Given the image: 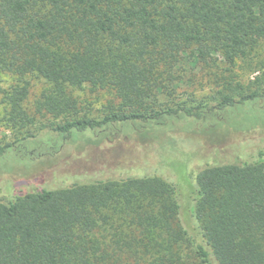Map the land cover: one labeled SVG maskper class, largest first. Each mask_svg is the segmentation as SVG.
I'll return each instance as SVG.
<instances>
[{
  "label": "trees",
  "instance_id": "trees-1",
  "mask_svg": "<svg viewBox=\"0 0 264 264\" xmlns=\"http://www.w3.org/2000/svg\"><path fill=\"white\" fill-rule=\"evenodd\" d=\"M263 39L264 0H0V74L23 84L5 94L8 119L29 121L27 78H39L50 88L35 109L62 118L56 141L130 132L146 144L173 123L256 103L258 91L171 107L156 92L184 61L233 65ZM84 87L111 95L101 117L79 115L71 89ZM49 148L27 134L0 157ZM183 165L184 185L94 180L0 203V264H264V163L207 165L193 182Z\"/></svg>",
  "mask_w": 264,
  "mask_h": 264
},
{
  "label": "rangeland",
  "instance_id": "rangeland-1",
  "mask_svg": "<svg viewBox=\"0 0 264 264\" xmlns=\"http://www.w3.org/2000/svg\"><path fill=\"white\" fill-rule=\"evenodd\" d=\"M215 56L208 65L184 61L176 66L156 92V99L173 107L215 104L223 94L238 99L240 94L258 91L263 96L254 104L217 118L173 123L171 131L162 132L157 140L146 144L139 143L130 132H113L105 141L88 140V135L56 141L52 128L62 118L35 109L36 100L50 88L39 78H27L28 92L22 104L29 121L13 122L8 119L5 94L23 84H15L12 75L0 74V145L33 134L47 148L51 146L31 160L0 157V203L43 188L56 190L94 180L148 176L168 183L178 179L184 185V162L186 176L192 182L207 165L264 163V39L247 58L233 65ZM227 84L231 92L225 91ZM71 93L77 100L79 115L93 118L101 117L112 99L109 93L88 87L71 89ZM166 136L173 139L170 147L163 146Z\"/></svg>",
  "mask_w": 264,
  "mask_h": 264
}]
</instances>
